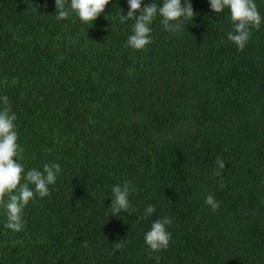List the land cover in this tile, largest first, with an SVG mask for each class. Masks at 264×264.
Returning a JSON list of instances; mask_svg holds the SVG:
<instances>
[{
  "label": "trees",
  "instance_id": "trees-1",
  "mask_svg": "<svg viewBox=\"0 0 264 264\" xmlns=\"http://www.w3.org/2000/svg\"><path fill=\"white\" fill-rule=\"evenodd\" d=\"M190 2L180 32L157 17L134 50L127 0L91 24L57 21L54 0H0V95L21 163L62 168L23 230L4 227L0 209V264H264V24L238 50L227 9ZM124 181L132 211L113 215L111 186ZM163 216L172 237L152 253L144 232Z\"/></svg>",
  "mask_w": 264,
  "mask_h": 264
},
{
  "label": "clouds",
  "instance_id": "clouds-1",
  "mask_svg": "<svg viewBox=\"0 0 264 264\" xmlns=\"http://www.w3.org/2000/svg\"><path fill=\"white\" fill-rule=\"evenodd\" d=\"M110 0H54L55 19L61 21L70 15H75L83 24H91L104 12ZM210 9L215 13L227 9L232 31L228 39L238 50H243L252 35V29H259L264 24V14L257 7L256 0H208ZM128 10L120 21L131 22V31L126 44L134 50L144 49L152 41V23L159 17L165 30L180 32L186 25V20H192L196 15L190 0H161L157 3H145V0H127ZM143 5V6H142ZM16 113L12 110L9 97L0 95V209L5 217L4 227L15 232L25 227L24 210L29 201L37 197L43 198L50 194V186L54 185L62 172L57 162L45 163L41 168L25 169L21 163L23 149L18 143V131L15 121ZM217 176H221L225 161L217 156ZM133 190L131 181H124L111 186V214L132 211L130 193ZM206 205L213 211L219 208V201L208 194L204 198ZM156 210L154 204H148L144 209L143 218L151 216ZM172 219L168 216L153 220L148 230L144 232V243L152 253H159L169 247L172 233L168 226ZM155 260L159 264L160 256Z\"/></svg>",
  "mask_w": 264,
  "mask_h": 264
}]
</instances>
